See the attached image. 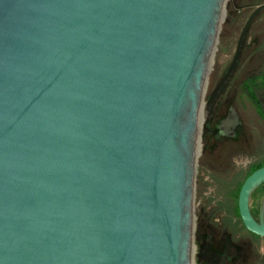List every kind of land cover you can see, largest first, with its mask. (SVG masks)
<instances>
[{"label":"water","instance_id":"water-1","mask_svg":"<svg viewBox=\"0 0 264 264\" xmlns=\"http://www.w3.org/2000/svg\"><path fill=\"white\" fill-rule=\"evenodd\" d=\"M225 1L0 0V264H193L197 144L264 11L204 101Z\"/></svg>","mask_w":264,"mask_h":264},{"label":"rangeland","instance_id":"rangeland-1","mask_svg":"<svg viewBox=\"0 0 264 264\" xmlns=\"http://www.w3.org/2000/svg\"><path fill=\"white\" fill-rule=\"evenodd\" d=\"M232 1H225L223 18L217 32V39L207 75L204 101L212 88L211 83L215 84L226 71L240 30L252 11L247 8H231ZM262 18H264V15H262ZM256 22V27L264 28V23H262L264 20H257ZM255 60L257 61H254L253 64L246 59L237 68L232 79L230 99L224 106L225 109L230 107L229 111L233 112L242 123L241 126L236 127L234 130L235 139L219 138L205 132L197 144L194 182L196 188L202 189L204 181H208L207 193L204 195L210 193V198L213 201L215 198L220 202L225 200L221 187L227 177L236 174L242 175L250 165L264 159V120L257 115L254 106L249 102L242 88V82L245 77L252 72L264 71V61H262L261 57L257 56ZM235 140L237 141L235 142ZM193 213L194 223H196L195 215L197 212L193 210Z\"/></svg>","mask_w":264,"mask_h":264},{"label":"flooded vegetation","instance_id":"flooded-vegetation-1","mask_svg":"<svg viewBox=\"0 0 264 264\" xmlns=\"http://www.w3.org/2000/svg\"><path fill=\"white\" fill-rule=\"evenodd\" d=\"M233 75L213 105L206 122V133L231 140L235 139L236 127L242 124L237 116L229 111L230 107L227 109L224 107L232 92ZM245 178L240 180L241 185ZM232 180H234L233 176L227 177L225 183L231 184ZM207 185L208 181H204L202 189L196 188L194 182L193 210L197 212L195 215L197 222L194 223L192 234L193 264H264V237L246 230L240 217L237 219L233 213H230L224 201L220 202L216 198L213 201L210 193L204 195L207 193ZM262 194H264V186L260 185L249 198V209L256 220Z\"/></svg>","mask_w":264,"mask_h":264},{"label":"trees","instance_id":"trees-1","mask_svg":"<svg viewBox=\"0 0 264 264\" xmlns=\"http://www.w3.org/2000/svg\"><path fill=\"white\" fill-rule=\"evenodd\" d=\"M262 3H264V0H233L230 7L238 9L247 8L253 10L256 6ZM262 15H264V11L258 14L249 26L237 68L240 67V64L245 62L246 59L247 61H249V63L254 64V61H257L255 60L257 56H260L262 61H264V28L261 29L260 26L256 27L257 20H264V18H262ZM211 84L213 88L215 84ZM242 88L245 96L254 106L257 115L261 119H264V71H258L254 73L252 72L250 75L245 77L242 82ZM262 166H264V159L250 165L242 175H234V180H232L231 184L223 183V186L221 187V190H223V193L225 195L224 202L226 204V207L230 211V213H233V215L237 217V219H239V215L236 202L238 190L241 185L240 180L247 177L252 171Z\"/></svg>","mask_w":264,"mask_h":264},{"label":"bare ground","instance_id":"bare-ground-1","mask_svg":"<svg viewBox=\"0 0 264 264\" xmlns=\"http://www.w3.org/2000/svg\"><path fill=\"white\" fill-rule=\"evenodd\" d=\"M203 116H201L200 120L202 119Z\"/></svg>","mask_w":264,"mask_h":264}]
</instances>
